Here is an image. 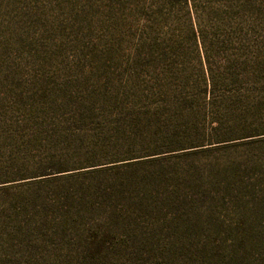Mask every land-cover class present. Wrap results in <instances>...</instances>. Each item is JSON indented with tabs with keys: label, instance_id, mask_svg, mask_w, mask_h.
Returning <instances> with one entry per match:
<instances>
[{
	"label": "rangeland",
	"instance_id": "rangeland-1",
	"mask_svg": "<svg viewBox=\"0 0 264 264\" xmlns=\"http://www.w3.org/2000/svg\"><path fill=\"white\" fill-rule=\"evenodd\" d=\"M0 264H264V0H0Z\"/></svg>",
	"mask_w": 264,
	"mask_h": 264
},
{
	"label": "trees",
	"instance_id": "trees-1",
	"mask_svg": "<svg viewBox=\"0 0 264 264\" xmlns=\"http://www.w3.org/2000/svg\"><path fill=\"white\" fill-rule=\"evenodd\" d=\"M185 1L188 2V0ZM249 136H254V135H249ZM216 139H217L216 142H210L209 144L223 143L226 141L235 140L236 138H229L228 136H221V137L216 136ZM192 147H196V146H191L189 148ZM180 149H184V148H180ZM152 155L153 154H147L144 156H129L124 159H115L113 161L105 162V163H99V164L92 163L81 167L60 169L58 171L51 172L48 175L51 176L53 174H57L56 176H52L49 178H54V177L62 178L64 176H66V178L95 177V179L91 180L90 183L82 182L80 185V189L84 190L88 188H94L96 191L101 192V196H103L104 198L110 201H113L115 199L128 200L131 197L128 194L129 190L132 187L138 186L142 182L151 184L152 181L151 178L152 176H154V173L147 172L139 175H131V173H125L124 170L127 168V166L139 164V163H133V162H139L136 159H140L144 157L146 158L145 160H149L151 159L149 157H151ZM132 160H136V161L130 162ZM43 175H47V174H41L40 176ZM137 196H139V193L137 194ZM106 205L107 207L112 209V215L115 218L121 217L123 215V213L120 210L122 206L119 207L114 203L105 204V206ZM89 206L92 209L94 208L93 205H89Z\"/></svg>",
	"mask_w": 264,
	"mask_h": 264
}]
</instances>
